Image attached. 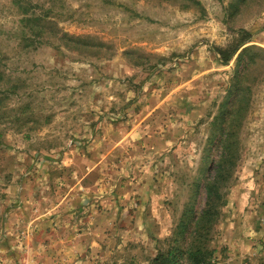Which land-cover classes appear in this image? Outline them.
I'll list each match as a JSON object with an SVG mask.
<instances>
[{
	"label": "rangeland",
	"instance_id": "374dc122",
	"mask_svg": "<svg viewBox=\"0 0 264 264\" xmlns=\"http://www.w3.org/2000/svg\"><path fill=\"white\" fill-rule=\"evenodd\" d=\"M247 36L264 50V0H0V264H151L203 208L224 130L207 247L264 264V52L229 116L235 58L214 51Z\"/></svg>",
	"mask_w": 264,
	"mask_h": 264
},
{
	"label": "trees",
	"instance_id": "16d2710c",
	"mask_svg": "<svg viewBox=\"0 0 264 264\" xmlns=\"http://www.w3.org/2000/svg\"><path fill=\"white\" fill-rule=\"evenodd\" d=\"M15 4L17 3L15 2ZM17 5L18 9L23 12L22 15H25L27 11L24 10L21 4ZM24 19H21L20 23L29 21ZM61 37L75 44L80 41V38L67 34H62ZM249 39V36L240 38L224 49L215 48L214 50L221 66H227L235 58L232 82L220 106L222 115L223 111L232 116L239 109L241 110L248 91V88L242 83L244 75L249 66L256 63L253 56L255 55L254 51L264 52V50L255 46L244 47L250 42ZM1 81H3V76L0 72ZM6 92H9V90L5 89L0 92V94H3V97H0V111L6 98L4 95ZM227 133L225 130L221 131V137L217 140V147L220 149L221 155L214 164V173L208 178L204 186L203 208L195 219L181 222L166 250L159 252L153 258L151 264H215L212 261L213 252L208 249L207 243L223 206L222 190L229 182L231 169L235 165V159H231V155H229L233 145L229 143Z\"/></svg>",
	"mask_w": 264,
	"mask_h": 264
}]
</instances>
